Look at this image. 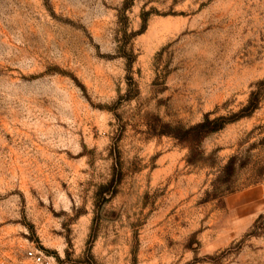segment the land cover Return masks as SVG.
Segmentation results:
<instances>
[{"label": "rangeland", "instance_id": "374dc122", "mask_svg": "<svg viewBox=\"0 0 264 264\" xmlns=\"http://www.w3.org/2000/svg\"><path fill=\"white\" fill-rule=\"evenodd\" d=\"M30 247L264 264V0H0V264Z\"/></svg>", "mask_w": 264, "mask_h": 264}, {"label": "built area", "instance_id": "2783aa9c", "mask_svg": "<svg viewBox=\"0 0 264 264\" xmlns=\"http://www.w3.org/2000/svg\"><path fill=\"white\" fill-rule=\"evenodd\" d=\"M25 264H53L51 258L47 257L42 250L30 247L25 251Z\"/></svg>", "mask_w": 264, "mask_h": 264}, {"label": "trees", "instance_id": "16d2710c", "mask_svg": "<svg viewBox=\"0 0 264 264\" xmlns=\"http://www.w3.org/2000/svg\"><path fill=\"white\" fill-rule=\"evenodd\" d=\"M250 108H254L253 104H250ZM230 119H225L224 117H218L210 120L208 117L204 119L203 122L198 124V127L204 128V133L213 132L220 129L224 123L228 122Z\"/></svg>", "mask_w": 264, "mask_h": 264}]
</instances>
